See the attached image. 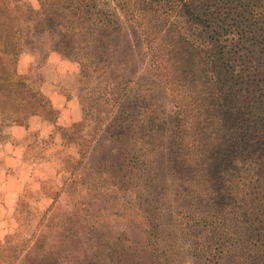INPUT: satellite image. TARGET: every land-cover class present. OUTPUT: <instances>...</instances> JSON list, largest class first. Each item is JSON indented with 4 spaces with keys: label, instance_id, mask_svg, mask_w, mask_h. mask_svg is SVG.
<instances>
[{
    "label": "rangeland",
    "instance_id": "rangeland-1",
    "mask_svg": "<svg viewBox=\"0 0 264 264\" xmlns=\"http://www.w3.org/2000/svg\"><path fill=\"white\" fill-rule=\"evenodd\" d=\"M153 1L0 0V264H235L263 244L241 230L264 224V0ZM151 8L245 124L216 193L247 215L227 243L205 239L226 211L177 176L180 107L133 21Z\"/></svg>",
    "mask_w": 264,
    "mask_h": 264
},
{
    "label": "trees",
    "instance_id": "trees-1",
    "mask_svg": "<svg viewBox=\"0 0 264 264\" xmlns=\"http://www.w3.org/2000/svg\"><path fill=\"white\" fill-rule=\"evenodd\" d=\"M143 1L149 2L150 5L154 2ZM156 11L154 8L150 11L144 10L145 16H133V21L139 26L157 67L161 69L162 76L170 85L173 101L180 107L175 150L177 176L183 188L200 193L217 207L221 206V211H226L225 214L216 215L215 219L209 222V234L205 239L208 246L214 244L213 242L227 243L229 236H233L236 230L242 228L241 222L247 215L237 211L242 205L235 196H218L216 193L223 183L225 169L230 167L229 158L243 153L236 141L241 134L247 135L245 124L240 127L236 117L227 114L226 100L221 98L220 80L216 79L219 72L215 76H209L208 82L202 69L203 58L195 52L193 45L179 30L160 18L158 12L154 16ZM90 25L96 27L105 24L100 19H94ZM124 107L127 109L128 103L125 102ZM228 193H231V190ZM229 199L234 201L224 203V200ZM254 201L255 196L249 198L250 205H253ZM241 231L262 236L263 244L251 250L252 254L246 249L230 248L234 258L232 261L235 264H264V224L256 225L252 229L249 225L244 226Z\"/></svg>",
    "mask_w": 264,
    "mask_h": 264
}]
</instances>
